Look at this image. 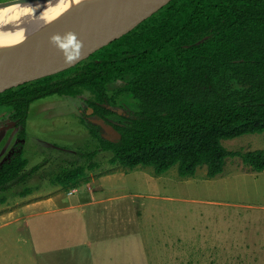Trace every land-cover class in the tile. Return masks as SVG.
Instances as JSON below:
<instances>
[{"label":"rangeland","instance_id":"rangeland-1","mask_svg":"<svg viewBox=\"0 0 264 264\" xmlns=\"http://www.w3.org/2000/svg\"><path fill=\"white\" fill-rule=\"evenodd\" d=\"M131 78L108 84V120L94 113L87 89L31 104L22 142L29 164L0 192V264H264V171L240 157L214 178L206 166L181 177L177 166L157 175L110 164L104 127L126 124L139 110L123 91ZM12 113L0 106V165L19 148ZM223 144L264 149V132ZM79 167L81 179L57 181Z\"/></svg>","mask_w":264,"mask_h":264},{"label":"trees","instance_id":"trees-1","mask_svg":"<svg viewBox=\"0 0 264 264\" xmlns=\"http://www.w3.org/2000/svg\"><path fill=\"white\" fill-rule=\"evenodd\" d=\"M132 78L123 91L139 102L120 137L101 139L110 164L153 167L157 175L177 166L181 177L207 167V177L240 157L252 171H264V149L229 150L223 140L264 132V0H170L126 33L56 73L0 93L26 135L33 102L51 95H80L87 89L95 113L104 117L113 97L108 84ZM29 164L16 155L0 169V192ZM85 169L63 172L62 186Z\"/></svg>","mask_w":264,"mask_h":264},{"label":"water","instance_id":"water-1","mask_svg":"<svg viewBox=\"0 0 264 264\" xmlns=\"http://www.w3.org/2000/svg\"><path fill=\"white\" fill-rule=\"evenodd\" d=\"M18 1L0 3V14ZM170 0H43L54 3V17L39 21L26 35L21 50L0 55V93L22 83L61 71L158 11ZM41 13L29 16L38 17ZM106 139L120 134L104 127Z\"/></svg>","mask_w":264,"mask_h":264},{"label":"bare ground","instance_id":"bare-ground-1","mask_svg":"<svg viewBox=\"0 0 264 264\" xmlns=\"http://www.w3.org/2000/svg\"><path fill=\"white\" fill-rule=\"evenodd\" d=\"M43 0L18 1L5 13L0 14V55L12 56L19 53L28 32L39 21L54 17L55 9L59 3H45ZM74 2L75 0H70ZM38 17L29 16L39 14Z\"/></svg>","mask_w":264,"mask_h":264},{"label":"flooded vegetation","instance_id":"flooded-vegetation-1","mask_svg":"<svg viewBox=\"0 0 264 264\" xmlns=\"http://www.w3.org/2000/svg\"><path fill=\"white\" fill-rule=\"evenodd\" d=\"M2 1H4V0H0V2H2ZM31 107V106H30ZM29 112H30V109H29ZM28 112V113H29ZM94 113H95V111H94ZM114 114V113H113ZM108 116L109 115H106L105 116V118L108 120ZM10 121L12 122V125H13V127L18 131V138H19V144H18V146H19V148L18 149H16L13 153H12V155L9 157V158H7V160L5 161H3L2 162V164L0 165V169L3 167V165L5 164V163H8V162H10L16 155H19V154H22V155H24V151L22 150V148H23V141L25 140L26 141V139H27V132H26V135L24 136V137H22L21 136V130L24 128V127H22V126H19L18 125V123H17V121L14 119V112L12 113V116H11V118H10ZM110 123H111V121H110ZM111 124H113V126H116V125H120V124H115V123H111ZM26 129V128H25ZM103 148V147H102ZM25 157V156H24ZM27 168V167H26Z\"/></svg>","mask_w":264,"mask_h":264},{"label":"crops","instance_id":"crops-1","mask_svg":"<svg viewBox=\"0 0 264 264\" xmlns=\"http://www.w3.org/2000/svg\"><path fill=\"white\" fill-rule=\"evenodd\" d=\"M57 199V198H56ZM54 200V199H53ZM51 201V199H48V202H50Z\"/></svg>","mask_w":264,"mask_h":264}]
</instances>
